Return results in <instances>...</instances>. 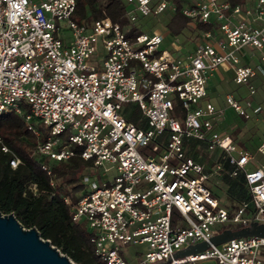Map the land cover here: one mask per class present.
<instances>
[{
  "label": "built area",
  "instance_id": "2783aa9c",
  "mask_svg": "<svg viewBox=\"0 0 264 264\" xmlns=\"http://www.w3.org/2000/svg\"><path fill=\"white\" fill-rule=\"evenodd\" d=\"M127 2L132 21L178 8L172 0ZM76 10L77 0H0V115H22L38 137L39 124L49 128L37 145L42 157L60 162L79 152L94 163L85 190L61 198L72 221L87 224L96 256L105 264H264L262 237L175 258L227 228L264 222V163L222 131L227 108L245 120L263 111L254 82L264 78V0H182L184 16L214 27L182 55L162 48L159 31L129 36L109 17L80 23ZM224 65L248 95L229 93L219 108L207 99L208 86ZM126 104L139 111L138 123L125 116ZM191 140L226 153L231 175L245 174L249 201L220 200L206 182L222 165L207 170L189 156ZM257 152L264 155V141ZM0 154H13L1 136ZM10 162L17 168L21 160L13 154ZM41 167L55 186L52 166Z\"/></svg>",
  "mask_w": 264,
  "mask_h": 264
},
{
  "label": "trees",
  "instance_id": "16d2710c",
  "mask_svg": "<svg viewBox=\"0 0 264 264\" xmlns=\"http://www.w3.org/2000/svg\"><path fill=\"white\" fill-rule=\"evenodd\" d=\"M172 1L177 4V10L164 15L170 16L167 24L170 35L181 36L190 24H194L200 34L214 29L209 24L192 22L181 12L182 0ZM229 1L233 6L247 2V0ZM133 8L127 0H77L74 18L80 23L91 24L95 20L109 17L114 22H120L123 27H130L128 35L135 36L142 31L128 16ZM23 109L25 112L30 111L26 104L23 105ZM135 109V106L132 107V112ZM176 112L179 116L182 113L179 109ZM127 118L131 121V116ZM38 128L41 131L40 137L28 129L22 115L17 113L0 115V136L13 154L21 160L18 167L13 168L10 162L13 154H0V211L4 214H14L25 228H37L44 239L50 240L77 264H105L95 254L87 224L73 222L70 208L61 198L62 195H69L76 199L77 195L85 190L82 178L96 171L94 163L84 160L79 152L69 160L60 162L42 157L37 151V145L47 140L49 132L44 131L43 124H39ZM200 145L204 144L196 140L188 142L187 154L204 165L212 159L200 150ZM216 152L219 153L218 161L211 164L222 165L219 173L223 172V178L229 184V194L235 196L239 202L234 207H238L243 201L251 199L245 174L240 173L233 177L231 172L234 168L225 157L226 153L221 150ZM43 162L52 166L55 186L51 185V177L42 169Z\"/></svg>",
  "mask_w": 264,
  "mask_h": 264
},
{
  "label": "rangeland",
  "instance_id": "374dc122",
  "mask_svg": "<svg viewBox=\"0 0 264 264\" xmlns=\"http://www.w3.org/2000/svg\"><path fill=\"white\" fill-rule=\"evenodd\" d=\"M169 20L170 16L168 15L158 17H143V15L139 13L138 19L136 18L133 24H135L142 32L145 33L159 31L160 33L164 34L165 42L162 45L163 49L173 50L175 54L192 53L197 42L201 38L202 33H198L195 25L190 24L181 36L173 37L167 31V24ZM129 28L130 27H127L126 29L129 30ZM66 36L68 39H70V32L67 31ZM233 78V72L229 69H226L225 66H221L217 71L213 72L210 83L212 84L211 88L214 90L215 102L218 101L222 104H226V93H246L248 91L247 87L235 84ZM254 84L258 87V93L254 97V99L263 106L262 113L256 119L245 120L244 118L236 115L234 110L227 108V105H225L224 107L227 108V116L229 120L227 122H224L222 127L223 129H225V131H227L228 134H230L234 138L235 142L241 148L247 149L253 155H255L257 163L261 164L264 162V155L258 153L257 148L259 147L261 142L264 141V78L255 80ZM132 107H134L133 104L125 105V116H131V121L138 123V117L140 113L135 109L133 111L135 112V114H132ZM129 109L131 111H129ZM44 131L49 132V128L45 127ZM199 148L203 153L207 154L212 159L209 162H206L204 166L207 169H211L212 167H214V165H212L211 163L214 161H218L220 152H210L204 145H200ZM253 167V165H250L248 166V169H252ZM109 175L111 179H113V174L109 173ZM223 175V172H221L215 176H212L206 183L225 205L233 207L237 206L239 202L235 196H231L229 194V184L224 180ZM228 227H231V225H228ZM138 250H146V248L145 246H131L129 251L134 253ZM207 264H214V262H209Z\"/></svg>",
  "mask_w": 264,
  "mask_h": 264
},
{
  "label": "water",
  "instance_id": "95a60500",
  "mask_svg": "<svg viewBox=\"0 0 264 264\" xmlns=\"http://www.w3.org/2000/svg\"><path fill=\"white\" fill-rule=\"evenodd\" d=\"M264 238V222L252 221L248 226L227 228L209 241L192 244L175 254V258L204 252L212 246L223 245L233 239ZM0 264H77L61 253L50 240L44 239L37 228H25L14 214L0 211Z\"/></svg>",
  "mask_w": 264,
  "mask_h": 264
},
{
  "label": "crops",
  "instance_id": "0c3cea01",
  "mask_svg": "<svg viewBox=\"0 0 264 264\" xmlns=\"http://www.w3.org/2000/svg\"><path fill=\"white\" fill-rule=\"evenodd\" d=\"M165 42V41H164ZM172 52H173V50H171ZM184 54H186V53H184ZM178 55H182V54H178ZM255 62H256V60H255ZM225 67H226V69H229L230 71H232L233 72V74H234V71H233V69L231 68V67H229L228 65H224ZM260 79V78H259ZM258 80V79H257ZM211 81V80H210ZM210 81H209V86H208V92H209V95H208V100H210L211 102H213L217 107H219V108H225L224 106L226 105V104H222L221 102H215L214 101V99H215V97H214V90L211 88V86H212V84L210 83ZM233 81H234V78H233ZM236 84V83H235ZM216 87V86H215ZM246 87V86H245ZM229 93H231V94H234L237 98H239V99H243V98H245L247 95H248V91L246 92V93H241V92H228V93H226V95L227 94H229ZM226 97V96H225ZM217 99V98H216ZM226 101V100H225ZM256 103L257 104H260L259 102H257L256 101ZM261 105V104H260ZM262 106V105H261ZM263 107V106H262ZM235 112V111H234ZM235 114H236V112H235ZM237 115V114H236ZM222 131L223 132H225V133H227V131H225V129H223V127H222ZM258 149V148H257ZM264 163V162H263Z\"/></svg>",
  "mask_w": 264,
  "mask_h": 264
}]
</instances>
